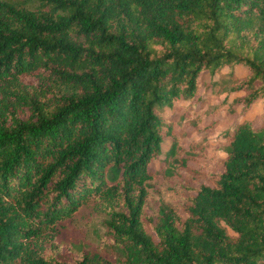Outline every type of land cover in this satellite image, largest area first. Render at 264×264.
I'll return each instance as SVG.
<instances>
[{
    "label": "trees",
    "instance_id": "obj_1",
    "mask_svg": "<svg viewBox=\"0 0 264 264\" xmlns=\"http://www.w3.org/2000/svg\"><path fill=\"white\" fill-rule=\"evenodd\" d=\"M236 65L243 78L223 73ZM221 94L237 95L229 113L264 100V0H0V264H264V125L227 134L185 216L160 203L142 223L176 105ZM92 197L115 262L47 252Z\"/></svg>",
    "mask_w": 264,
    "mask_h": 264
},
{
    "label": "rangeland",
    "instance_id": "obj_2",
    "mask_svg": "<svg viewBox=\"0 0 264 264\" xmlns=\"http://www.w3.org/2000/svg\"><path fill=\"white\" fill-rule=\"evenodd\" d=\"M232 70L239 78L245 76V69L241 65H236L233 69H222L223 73ZM217 78L216 75L215 79ZM209 80L210 75L203 73L201 92H209L210 89L205 88ZM225 97V94L219 97L210 96L203 102L205 98L202 96L201 100L182 101L176 105L173 136L162 142L161 153L149 164L151 170L159 173L157 178L149 182L141 218L148 232L152 233L151 223L156 217V208L160 203L168 204L185 216L181 209L186 196L185 188H195L200 184L213 185V177L224 169L227 134L240 121L248 120L258 127L264 125V100L255 101L246 113H241L240 105H234V112L229 113V105L237 95L227 96V102L225 100L222 104ZM218 105H221V109H217ZM165 109L169 116L171 110ZM172 145L174 158L178 159L191 151L195 156L194 159L187 160L185 168L169 156ZM167 170H170V173H167ZM107 217L99 201L92 197L73 215L55 224V229L49 232L51 234L44 242L47 252L68 251L78 257L87 254L115 262L118 247L104 226ZM222 225L229 235L235 236L227 226Z\"/></svg>",
    "mask_w": 264,
    "mask_h": 264
}]
</instances>
